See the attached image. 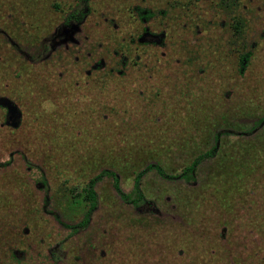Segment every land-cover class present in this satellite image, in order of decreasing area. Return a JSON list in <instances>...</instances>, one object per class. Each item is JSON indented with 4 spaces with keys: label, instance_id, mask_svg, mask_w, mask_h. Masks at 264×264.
<instances>
[{
    "label": "rangeland",
    "instance_id": "1",
    "mask_svg": "<svg viewBox=\"0 0 264 264\" xmlns=\"http://www.w3.org/2000/svg\"><path fill=\"white\" fill-rule=\"evenodd\" d=\"M232 3L0 0V264H264V0ZM218 132L196 185L153 171L136 209L106 178L70 228L71 188L179 174Z\"/></svg>",
    "mask_w": 264,
    "mask_h": 264
},
{
    "label": "trees",
    "instance_id": "2",
    "mask_svg": "<svg viewBox=\"0 0 264 264\" xmlns=\"http://www.w3.org/2000/svg\"><path fill=\"white\" fill-rule=\"evenodd\" d=\"M91 0H79V5L83 6L81 10H78V6H75L73 10L68 14L66 24L82 23L84 18L89 14V3ZM225 3L227 8L233 5L232 0H222ZM245 23L241 20H237L233 26V35L235 37L236 43L238 45H242V50L239 48L237 51L239 53L238 62L241 67V70L246 69L248 64L252 59V50L248 48L247 44V33L245 31ZM264 126V117L260 118L255 125V128H260ZM254 128V129H255ZM229 136L230 132H218L214 137V144L209 149L204 152L199 153L190 162L183 168L181 173L179 174H171L168 173L161 165L151 163L147 165L145 168L139 170L134 176L133 189L130 192H125L121 186V178L119 174L113 170H103L93 178H91L81 189L71 188L70 189V199L73 203H82L86 206V211L84 215L83 221L74 227H70L71 229H77L80 227H86L91 219V215L94 213L98 206V193H97V185L99 182L104 179H112V186L117 193V195L121 198V200L127 204L132 205L136 209H140L145 203H147V197L143 190V179L145 176L151 172H156L157 175L167 181H183L191 186L197 184V172L201 166H203L206 162L215 159L218 155L221 139L223 136Z\"/></svg>",
    "mask_w": 264,
    "mask_h": 264
}]
</instances>
